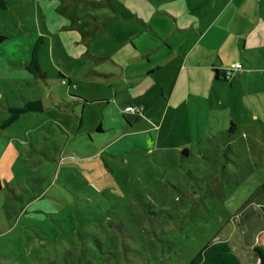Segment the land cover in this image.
I'll list each match as a JSON object with an SVG mask.
<instances>
[{"label":"rangeland","instance_id":"374dc122","mask_svg":"<svg viewBox=\"0 0 264 264\" xmlns=\"http://www.w3.org/2000/svg\"><path fill=\"white\" fill-rule=\"evenodd\" d=\"M6 1L0 30L9 44H30L40 31L37 3L52 11L43 63L51 59L68 75L54 84L57 92L87 102L78 109L83 127L69 110L63 132L49 86L20 75L0 51V124L10 115L3 112L9 97L49 107L0 128V264H188L218 240L254 264L251 244L264 232V81L228 90L224 129L196 136L187 158H173L167 149L183 138L174 115L159 130L166 110L155 112L158 126L131 138L119 108L148 85L130 66L125 74L131 56L176 46L169 16L159 12L177 10L181 0ZM122 134L132 151L118 152L113 139Z\"/></svg>","mask_w":264,"mask_h":264},{"label":"crops","instance_id":"0c3cea01","mask_svg":"<svg viewBox=\"0 0 264 264\" xmlns=\"http://www.w3.org/2000/svg\"><path fill=\"white\" fill-rule=\"evenodd\" d=\"M181 2L183 5L177 10L159 12L168 14L171 27L167 28V32L176 35V46H172L171 50H139L137 55L131 56L128 64H125V74H128L130 66L133 74L142 77L148 85L141 96L126 97L124 107L119 108L120 114L126 120V118H133L135 114L125 112V106L133 104L136 107L138 103L144 105L139 104L143 106V116L141 113L137 124H130V129L124 133L125 137L131 138L141 134L146 135L148 130H153L158 126L155 121H152L154 120L152 115L155 112L158 117L166 110V116L159 130L163 128L165 119L174 115V127L177 126L180 129L183 138L179 145L168 147L167 150L173 158H187L183 155V151L189 152L187 142L194 143L196 136L204 138L209 133H218L220 128L224 129L230 117V114L227 118L222 115L228 101V90L233 91L240 83L248 80L261 79L264 81V0H181ZM37 5L41 29L32 42L28 44L25 39H21L9 44L11 37L0 30V33L7 37L0 44V51L6 52L7 60L24 71L20 75L28 80L32 77L41 86H44L43 84L49 86L53 107L58 114L56 124L61 126L63 132H66V113L69 111L60 110L56 105L63 100L70 99V96L57 92L54 84L58 85L60 82L63 84L64 80H67L62 78L60 73L66 77L68 75L54 65L51 59H49L50 63H43L45 60L44 52L41 50L42 46L39 52V62L45 72V78L35 77L27 68L36 42L41 37L42 44H44L45 39L42 33H49L52 30L49 23L52 20L48 21L49 17L53 18L52 11L42 3H37ZM9 8L7 5L4 9ZM160 38L164 39V36ZM21 42L26 43L25 48L21 47ZM164 42L167 40L165 39ZM237 62L242 64V69L238 70L232 79H225L222 68L233 67ZM118 67L122 66L116 63V68ZM115 75L118 76L117 73ZM120 92L114 89V98L118 99ZM78 93L83 95L81 92ZM23 99L24 101H14L9 97L6 103L4 102L3 112L9 111L10 107L24 106L29 101L41 100L27 97ZM119 101L122 102V100ZM80 106L75 107V113L79 112ZM116 106H118L117 103ZM45 107L49 108L46 105ZM144 114L151 116V119H144ZM118 118L123 125L121 116ZM101 125L100 123L99 127ZM170 127L175 129L171 125ZM53 130L56 133L57 130ZM122 136L123 134L113 139V142L120 140L116 143L118 152L132 151L133 147L128 142H124L125 137L121 139ZM119 143H126L125 145L130 147L120 149ZM137 146L142 147V145ZM47 154L44 153L47 158H50ZM40 195L38 194L37 197ZM30 199L34 200L36 197ZM252 244L251 251L255 254ZM233 249L236 250L235 247ZM258 262L259 259L256 256L254 264Z\"/></svg>","mask_w":264,"mask_h":264},{"label":"trees","instance_id":"16d2710c","mask_svg":"<svg viewBox=\"0 0 264 264\" xmlns=\"http://www.w3.org/2000/svg\"><path fill=\"white\" fill-rule=\"evenodd\" d=\"M7 1L0 0V7L6 8ZM6 35L0 33V44L5 41ZM43 43V39L40 37L36 42L32 57L28 62L27 68L28 70L37 78H45V72L43 71L40 62H39V52L41 44ZM62 78H65L62 73H60ZM87 101L78 96H70V99L63 100L59 102L56 107L63 111L75 110V107L78 105L84 106V103ZM97 103H102L104 101H96ZM46 109L45 104L42 100L38 101H29L24 106L18 107H10V115L9 117L1 124V128L5 129L11 126L14 122H16L21 114H24L28 111H44ZM77 119V129L79 130L83 127L84 116L82 111L79 113H75ZM140 119V115L136 114L133 118H126L128 124L137 123ZM98 130L101 131V128L98 127ZM188 153L187 150L183 151V155ZM2 188V179L0 176V189ZM262 191L264 195V184L262 185ZM262 211L264 213V204L262 205ZM252 250L255 252V255L259 259L257 264H264V232H260L257 234L256 239L253 241ZM188 264H243L240 257L233 249L232 245L227 240H218L212 243H208L205 245L201 251H199L196 256H194Z\"/></svg>","mask_w":264,"mask_h":264},{"label":"built area","instance_id":"2783aa9c","mask_svg":"<svg viewBox=\"0 0 264 264\" xmlns=\"http://www.w3.org/2000/svg\"><path fill=\"white\" fill-rule=\"evenodd\" d=\"M242 64L240 62L235 63L233 67H223L222 68V74L226 79H232L236 72L240 69H242ZM125 112L131 113V114H141V111L139 108L135 107L133 104H129L125 106Z\"/></svg>","mask_w":264,"mask_h":264},{"label":"flooded vegetation","instance_id":"af4514ba","mask_svg":"<svg viewBox=\"0 0 264 264\" xmlns=\"http://www.w3.org/2000/svg\"><path fill=\"white\" fill-rule=\"evenodd\" d=\"M226 79V78H225ZM229 80V79H228Z\"/></svg>","mask_w":264,"mask_h":264}]
</instances>
